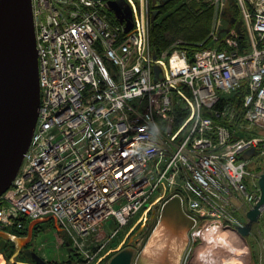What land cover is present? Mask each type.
<instances>
[{
  "label": "built area",
  "instance_id": "1",
  "mask_svg": "<svg viewBox=\"0 0 264 264\" xmlns=\"http://www.w3.org/2000/svg\"><path fill=\"white\" fill-rule=\"evenodd\" d=\"M126 1L129 33L102 0H32L41 105L0 197V229L51 219L77 264H100L124 247L128 235L107 249L120 228L175 197L195 228L238 230L262 195L264 171L254 166L264 160V0H235L245 39L193 49L177 42L161 57L149 49L144 0ZM111 217L119 228L109 235Z\"/></svg>",
  "mask_w": 264,
  "mask_h": 264
},
{
  "label": "water",
  "instance_id": "2",
  "mask_svg": "<svg viewBox=\"0 0 264 264\" xmlns=\"http://www.w3.org/2000/svg\"><path fill=\"white\" fill-rule=\"evenodd\" d=\"M150 1L147 2L148 12L152 9ZM106 7L115 12L119 22L125 24V32L129 33L133 28L131 10L124 18L116 1H108ZM154 69L157 70V67ZM40 105L39 58L32 1L0 0V196L11 187L20 170L24 154L31 144ZM259 182L261 199L247 213L249 222L238 230L245 241H248L253 225L258 223L264 205V173ZM161 216L165 220L182 222L189 231L193 229L194 222L184 214L179 197L164 206ZM49 220L32 221L25 237L0 230V251L6 248L8 242H14L17 256L22 248L32 243L35 228ZM134 238L130 239V244L134 245ZM70 243L71 239L67 245ZM134 256L135 249L127 247L116 253L109 264H132ZM33 258L38 264H50L36 253ZM190 260L191 252L184 264H189Z\"/></svg>",
  "mask_w": 264,
  "mask_h": 264
},
{
  "label": "rangeland",
  "instance_id": "3",
  "mask_svg": "<svg viewBox=\"0 0 264 264\" xmlns=\"http://www.w3.org/2000/svg\"><path fill=\"white\" fill-rule=\"evenodd\" d=\"M182 3H185L186 5L189 4L190 6H192V8L196 12H198V13H196L197 15H201L202 11L205 10V8H212V12L209 13L207 16H205L204 19H207L208 26H209V32H208L209 34H208L207 38L214 40L213 43L221 41L222 34L220 32H222L224 30V28L228 26V24L231 20H242L243 12H242V9L240 7V3L235 1V0H223L221 2H216V0H181L177 5L182 4ZM247 4H249V3L246 2V7H247ZM177 5L174 3V0H173L172 2H170L169 4H167L163 8V10L166 8L164 11L163 10L160 11L158 8L157 9L152 8L153 11L151 10L150 12H147V14H146L147 19H148L147 38L149 40L151 39L150 30H151V27L153 26V23L156 22V20L158 19V17H160V15H161V18H163L168 13L169 14L173 13L172 10H174ZM249 7H250V4H249ZM155 11L157 12V14L154 15ZM162 12H165V13H162ZM152 20H155V22H152ZM230 26L232 27V25H230ZM175 32L181 33L180 30L178 31V29ZM233 37H235V35H233ZM207 38H205L204 40H206ZM177 42L186 44V42H188V41L181 39V38H178V40L175 43H177ZM197 43H199V42H196V44ZM174 44H173V46H174ZM201 44H203V43H201ZM169 48H170V46L167 49H169ZM149 49L151 50L150 44H149ZM167 49H165L164 51H166ZM106 64L112 68V65H110L109 62H106ZM241 125L245 126L246 124H241ZM241 131L243 133H246V134L255 133L254 130H252L251 132H247L245 129H243ZM254 169L257 171H264V160L257 162L256 165L254 166ZM169 189H171V186L169 187ZM152 215L153 214H151V217H152ZM153 219H154L153 220L154 222H152L151 225L148 226V229L146 231H144V229L146 227L145 226L143 227V225H141L140 229L137 231V229H138L137 228L134 231L133 235L129 238V239H131L133 237L136 238L137 247H138L137 255L140 254V251L142 253L146 249L148 251V249L150 247L149 244L152 242V239L155 235V227H156V219L155 218H153ZM41 227H42V229H41L40 233L33 240L34 247H32V248L36 249L39 253H41V255L45 259L51 260V262L53 261V262L62 263V262L67 261L68 260V247L61 245V243L58 239V236H57L58 228L54 224V221H52V220L46 221V222L41 224ZM105 227H106L108 234L111 235L116 229L119 228V225H118L116 219L114 217H111L106 222ZM125 232H126L125 229L120 228V234L112 241V243H110L108 245V247H115V246L119 245L124 239V233ZM262 234L264 235V219L263 218L258 223L253 225L252 233L249 236V240L247 241V244L250 246V247L248 246L249 247L248 251H251L252 254L254 253V255L258 256V257H259L261 246H262L263 240H264V237ZM143 237H144L145 242L143 241ZM202 244H203V241L200 238L195 243L193 241H191V243L188 247L189 248L188 253L191 252V260L193 259V256H194V260L196 261L195 258H196L197 251L201 247ZM167 245H170L172 248V243L168 244L167 242H165V240H163V246H167ZM250 248H252V249L250 250ZM155 251H159V250H155ZM187 254H186V257H187ZM142 257H143V254H142ZM186 257H185V259H186ZM18 260H19V262L25 261V262H30L31 264H37L35 261H33L32 259H30L27 256H20ZM110 260H111V257L105 259L100 264H109ZM142 260H143V258H142ZM238 262L239 261L237 260L236 264H238ZM239 264H240V262H239Z\"/></svg>",
  "mask_w": 264,
  "mask_h": 264
},
{
  "label": "trees",
  "instance_id": "4",
  "mask_svg": "<svg viewBox=\"0 0 264 264\" xmlns=\"http://www.w3.org/2000/svg\"><path fill=\"white\" fill-rule=\"evenodd\" d=\"M181 0H175L174 3L177 5ZM194 3V2H193ZM166 9V8H165ZM164 9V10H165ZM163 10V11H164ZM173 13L167 14L165 17L161 18L158 17L155 23L150 30L151 39L149 40V44L151 47V51L161 57L164 53V50L167 49L169 46L171 47L178 38L184 39L186 41H190L189 43L186 42V46L190 49L199 47L201 43L203 48H208L211 46L213 40L207 38L209 32V26L207 19H204L209 13L212 12V8H205L202 11L201 15H197L192 6L189 4H179L172 10ZM165 13V12H162ZM161 13V14H162ZM178 29L181 33L175 32ZM207 38L206 40H204ZM239 38V36H237ZM193 42V43H192ZM196 42H199L196 44ZM243 43V42H242ZM109 68H111L108 65ZM114 70V67H113ZM154 219L150 220L147 224L144 231L148 229V226L151 225ZM27 222L26 227L23 230V233L17 230H10L11 233L15 235L24 234L26 235L28 232V224ZM141 225L138 227L137 231L140 229ZM42 229V227L40 226ZM135 229V230H136ZM134 230V231H135ZM134 231L131 233L130 237L133 235ZM143 234V233H142ZM10 248L5 250V255L8 259H11L13 254L16 252V246L13 242L10 243ZM110 248V247H109ZM70 261H66L63 264H70ZM57 264V263H51Z\"/></svg>",
  "mask_w": 264,
  "mask_h": 264
},
{
  "label": "crops",
  "instance_id": "5",
  "mask_svg": "<svg viewBox=\"0 0 264 264\" xmlns=\"http://www.w3.org/2000/svg\"><path fill=\"white\" fill-rule=\"evenodd\" d=\"M222 35H224V34H222ZM152 216L153 217L159 216L157 227L155 229V235H156V233H158V240H157L156 245L160 249H159V251H155L154 253H149L147 251V249L145 251H143V253L140 251V255H139L137 264H184L186 254L189 250L188 247H189L191 241H193L191 238L192 237L191 233L193 231L190 232L185 227V225L180 221H176L173 219L172 220L171 219L165 220V219L161 218L160 217L161 213H159V212H153ZM164 221H166L167 223L163 224ZM160 227L163 228L162 231L159 230ZM128 230H129V228H128ZM155 235H154V237H155ZM195 238H197V237H195ZM163 240H165V242H167L168 244L172 243V248L170 245H167L168 247L163 246ZM127 243L128 242L125 241L124 246H127L126 245ZM245 245H246L247 250H248V248L250 246L247 244V241H245ZM251 249L252 248H250V250ZM142 254H143V257H142ZM142 258H143V260H142ZM256 258H257V256H255L254 253L252 254L251 251H248V257L246 259V262H244V263L245 264H255ZM190 261H189L190 262L189 264H196V261L194 260V256H193V259ZM244 263L240 262V264H244ZM238 264H239V262H238Z\"/></svg>",
  "mask_w": 264,
  "mask_h": 264
},
{
  "label": "clouds",
  "instance_id": "6",
  "mask_svg": "<svg viewBox=\"0 0 264 264\" xmlns=\"http://www.w3.org/2000/svg\"><path fill=\"white\" fill-rule=\"evenodd\" d=\"M159 131V125L153 123L150 128L151 135L157 137ZM140 150L143 152L146 149L142 147ZM191 236L203 241L196 254V264H236L239 254L243 251L236 237L216 222L193 231Z\"/></svg>",
  "mask_w": 264,
  "mask_h": 264
},
{
  "label": "bare ground",
  "instance_id": "7",
  "mask_svg": "<svg viewBox=\"0 0 264 264\" xmlns=\"http://www.w3.org/2000/svg\"><path fill=\"white\" fill-rule=\"evenodd\" d=\"M32 11H33V21H34V20H35V16H34V8H33V6H32ZM38 117H39V116H38ZM127 169H128V168H127ZM127 169H126V171H127ZM126 171H125V172H126ZM121 175H122V172H119V173L116 175V178L120 177ZM116 181H117V180H116ZM259 201H260V200H259ZM258 203H259V202H258ZM263 206H264V205H263ZM143 217L146 218V215L142 216L141 218H143ZM248 219H249V218H248ZM260 220H261V215H260V217H259L258 222H259ZM166 223H167V222L164 221L163 224H166ZM128 228H129V227H126V228H123V229H125L126 231H128ZM162 229H163V228L160 227L159 230L162 231ZM228 231L231 232V233L236 237V239H237V243H238L239 247L243 249V251L239 254L237 260H238L239 262H243V263L246 262V259H247V257H248V250H247V247H246V245H245V240L242 239V237L239 235L238 230H231V229H229ZM157 240H158V233H156V235H155V237L153 238L152 242L149 244V245H150V247H149V249H148V252H149V253H154L155 250H159V249H160V248L156 245ZM126 245H127L126 247H133V248L135 249V254H136L137 249H136V247H135L133 244H130V243L128 242ZM195 259H196V258H195ZM236 262H237V261H236Z\"/></svg>",
  "mask_w": 264,
  "mask_h": 264
},
{
  "label": "flooded vegetation",
  "instance_id": "8",
  "mask_svg": "<svg viewBox=\"0 0 264 264\" xmlns=\"http://www.w3.org/2000/svg\"><path fill=\"white\" fill-rule=\"evenodd\" d=\"M117 1H119L120 2V9H121V11H122V16L125 18V16H126V14H128L129 15V11H130V9H129V7H128V5H127V3H126V1L125 0H117ZM173 0H151L150 2H151V8H153V6H159V10L160 11H162L163 10V8L167 5V4H169L170 2H172ZM175 1V0H174ZM147 2H148V0H145V3H146V7H147ZM152 11H153V9H151ZM150 10V11H151ZM149 11V12H150ZM110 15L111 16H114V14L112 13V12H110ZM39 226V225H38ZM40 231H41V228H40V226L39 227H37L35 230H34V236H33V240L37 237V235L40 233ZM23 233V232H22ZM24 235V234H23ZM33 240H32V243H34L33 242ZM10 243L11 242H9L8 243V245H7V248H10ZM29 244V245H27L26 247H24L23 248V250H22V253L23 252H25V251H31L32 250V247H34L33 246V244Z\"/></svg>",
  "mask_w": 264,
  "mask_h": 264
}]
</instances>
